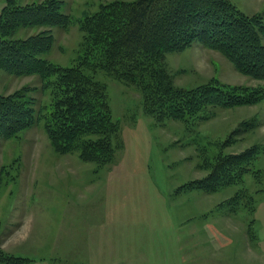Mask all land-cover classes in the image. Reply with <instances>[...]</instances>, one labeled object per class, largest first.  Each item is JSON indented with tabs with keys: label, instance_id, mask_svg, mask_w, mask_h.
I'll use <instances>...</instances> for the list:
<instances>
[{
	"label": "rangeland",
	"instance_id": "374dc122",
	"mask_svg": "<svg viewBox=\"0 0 264 264\" xmlns=\"http://www.w3.org/2000/svg\"><path fill=\"white\" fill-rule=\"evenodd\" d=\"M32 1L39 0L18 2ZM108 1L62 0L71 22L52 28L43 56L60 67L78 64L84 57L79 20ZM230 1L264 19V0ZM24 30L21 35L34 31ZM163 67L182 87L211 77L264 84L200 42L168 53ZM85 73L105 88L116 123L109 137L112 156L96 163L84 141L56 152L41 123L0 140V248L29 257L31 264H264V97L210 108L207 117L159 119L146 111L133 84L105 69ZM41 83L39 75L0 69V94L28 86L35 109L44 114L52 96ZM244 122L250 127L234 132ZM253 145L257 156L240 182L216 191L184 187L203 179L217 154Z\"/></svg>",
	"mask_w": 264,
	"mask_h": 264
},
{
	"label": "trees",
	"instance_id": "16d2710c",
	"mask_svg": "<svg viewBox=\"0 0 264 264\" xmlns=\"http://www.w3.org/2000/svg\"><path fill=\"white\" fill-rule=\"evenodd\" d=\"M18 1L4 0L0 9V69L19 76L39 75L41 89L51 87L52 100L43 114L38 106L35 109L28 86L0 94V140L19 137L26 128L41 123L56 152L70 151L84 141L91 160L108 161L112 156L109 137L116 123L104 86L85 73L90 67L105 69L136 86L146 111L159 119L207 117L210 108L253 104L264 97V84L232 85L216 77L177 86L163 67L168 53L200 42L221 53L240 73L264 82L263 16L246 14L230 0L102 3L99 10L79 20L84 39L80 56L84 57L68 67L54 65L43 56L53 41L52 28L71 22L70 14L62 12V0ZM21 29L34 31L21 35ZM247 127L250 123L244 122L234 132ZM258 149L253 145L238 153L217 154L208 174L184 187L216 191L224 184L240 182L252 168ZM0 264H31V259L0 248Z\"/></svg>",
	"mask_w": 264,
	"mask_h": 264
}]
</instances>
